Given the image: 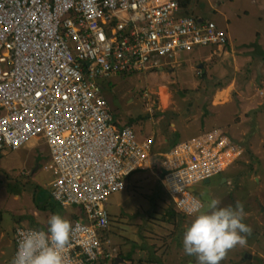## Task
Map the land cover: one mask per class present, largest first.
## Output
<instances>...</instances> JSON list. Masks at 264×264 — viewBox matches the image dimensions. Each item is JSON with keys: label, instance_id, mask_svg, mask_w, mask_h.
I'll list each match as a JSON object with an SVG mask.
<instances>
[{"label": "built area", "instance_id": "1", "mask_svg": "<svg viewBox=\"0 0 264 264\" xmlns=\"http://www.w3.org/2000/svg\"><path fill=\"white\" fill-rule=\"evenodd\" d=\"M180 2L0 0V153L33 139L47 143L51 165L44 169L53 179V200L62 208L82 207L87 217V224L76 217L71 223L66 264L115 259L100 237L112 225L106 203L133 173L158 177L174 209L188 216L199 200L195 185L242 155L222 129L155 153L154 140L141 141L120 126L104 98L105 80L153 72L198 48L228 44L226 31L182 15ZM29 229H15L14 255Z\"/></svg>", "mask_w": 264, "mask_h": 264}, {"label": "rangeland", "instance_id": "2", "mask_svg": "<svg viewBox=\"0 0 264 264\" xmlns=\"http://www.w3.org/2000/svg\"><path fill=\"white\" fill-rule=\"evenodd\" d=\"M192 8L194 15L204 17L206 21H212L226 31L231 39V45L234 47V51L227 58L218 59L220 63H217V59L215 60V67L212 70L213 74H210V79H208L207 73L205 75L207 78L198 91H190L189 86H187L188 89L183 87L178 90L176 84H170L174 78L178 83L183 79H187L190 83L192 80L200 81L194 77L202 63L200 61L196 65L192 64L193 68L186 69L185 73L178 76L179 78L173 77L174 75L169 71L166 72L168 76H163L166 74L165 72L156 74V71L140 75L138 78L136 76L110 78L104 81L106 83L103 86L105 89L104 98L109 103L120 126L125 127V124H130L139 140L142 139L143 130L146 131L145 134L148 133L146 139L154 138V152L163 153L173 148L175 142L168 140L167 143H164L162 139L156 138L157 143H155V137L150 133L153 129L162 131L164 126H168L170 122L181 119L183 113L191 112L192 109L188 107L192 104L196 105L200 101L196 100L200 99L205 88L206 97L204 96V98L206 100L212 99L214 96L217 98L221 96L225 102L229 92L224 93L225 97L221 90L222 86L225 88V85L233 83L235 78H239V80L242 78L241 85L244 89L239 88L241 85L239 87L231 85L230 99L232 98L233 101L226 108H221L219 112L220 120L223 123L234 118L232 125L225 127L227 130L225 132L228 135L233 134L232 137L230 135L229 137L236 145L237 150L240 148L242 151L241 157L232 164V167L239 166L236 168L238 170L233 169L234 173L231 174L230 179L232 182L228 181L229 190L225 185H222V188L218 187L215 179L217 176L211 179L210 184H197L194 187V195L205 205L211 199H217L220 202L219 207L229 205L235 207L237 202L242 204L245 213L243 223L251 229L250 233L243 234L245 243L257 244L263 250L264 235L261 234H264V48H262L264 47V0H193ZM212 50L215 48L198 49L199 58L208 56ZM216 68L219 69L215 70ZM149 74L152 75L148 76ZM183 85L185 84L181 82L180 86ZM148 91L150 98L145 99L143 95ZM171 95L172 97L179 96V103L181 102L183 107L180 106L179 110L173 106L168 107L166 111L159 109L151 117L146 104L149 102L155 108L163 103L164 107H167ZM169 96L170 99L167 103ZM193 97L195 102H193ZM203 109L205 110V119L209 118V113L215 111L209 107ZM229 111H233L234 114H230ZM150 118L160 122L150 125ZM256 125L260 128L258 129ZM145 126L148 128L146 129ZM170 127L169 125L165 129L168 130ZM195 130L196 128L193 126L179 135L185 134L187 137H193L196 134ZM237 131H245L250 134L253 132L252 143L250 142V145L247 143L244 146L239 137L235 138ZM46 144L43 139H33L19 151L6 150V156L3 159L7 161L0 162V235H3L0 240V257H2L0 264H11L15 249L13 234L18 226L41 229L38 224L39 220L41 224L46 225L47 218L57 212L61 216L68 215L72 220L76 217L83 224H87V217L82 207L73 206L67 212L52 200L48 191V183L52 180L51 174L44 170V166L50 165L49 149ZM253 144L255 145L254 149ZM36 167H39V170L34 173ZM22 173H26L28 177ZM129 186L127 179L126 189L112 194L106 203L111 214L112 225L109 231L101 234L103 244L106 245L107 241L111 242V247L116 248L119 254L123 253L126 259L132 255L125 264H164L166 259L173 263L179 258L182 260V264H186L184 253L179 250L182 244L181 235L184 231L175 230V236L172 237L174 234L171 235V228H169V226L172 227L169 223L172 213H178V211L174 209V206H171V202H166L164 199L159 201L154 198L151 204V201L145 197L151 198L152 196L146 194L145 190L143 193L130 196ZM158 189L161 188L150 189V192L153 191L152 195L157 196ZM161 190L163 192V189ZM140 191L142 192V187H140ZM155 203L159 205L160 213L165 205L169 209H164L166 215L162 219H152L151 208L155 209ZM42 205H46L48 209L53 208L54 212L41 211L39 207ZM183 217H186L183 219L190 223L191 217ZM130 230H135L138 235L134 239L136 243L140 244L137 247L126 246L124 238L132 235ZM150 230L157 232L155 231L152 238L154 244L149 247L150 249H147L140 236L148 235ZM148 237L150 236L148 235ZM253 246L251 245V248ZM164 248H166L164 252L160 251ZM237 249L236 245L228 250L220 264H231L232 262L237 264L238 256L241 254L239 251L236 253ZM245 249L246 246L243 245L244 254ZM177 262L180 264L179 260ZM254 262H256L255 264H264L258 259Z\"/></svg>", "mask_w": 264, "mask_h": 264}, {"label": "crops", "instance_id": "3", "mask_svg": "<svg viewBox=\"0 0 264 264\" xmlns=\"http://www.w3.org/2000/svg\"><path fill=\"white\" fill-rule=\"evenodd\" d=\"M261 7H263V5H261ZM210 48H215V50H212L211 52H209V55L205 56V57H200L199 58L200 55L198 53V49H200V48H198V49L194 50L192 53L182 54L179 57H177L175 60L169 61L168 63L164 62L162 68H159L158 70H156L157 71L156 74L164 73V72L166 73L167 71H169V72H172L171 74L174 75L173 77H178L179 75H182L183 73H185L186 69L187 70L189 68L192 69L193 68L192 64L196 65V63H199L201 61L202 63L198 67L197 72L195 73V76H194V77H197V79L200 80V81H193L192 80V83H190L187 79H183V80H181V82L183 84H185V85L180 86L181 82L178 83L176 80H174L175 79L174 78L173 81L170 83V84H176L178 86V90L183 89V87L188 89L187 86H189V90L190 91H198L199 87L202 86V84L205 82V80L207 78L205 75L208 73V79H210V74H213L212 70L215 67V63H216L215 60L217 59V63H220V62H218V59L223 60V59L227 58V56H229V54L231 52L234 51V47L231 45V39L229 38V36H228V44L226 46H223V47H210ZM262 48H264V47H262ZM217 69H219V68H216L215 70H217ZM235 70H237V69H235ZM156 71H153V72H156ZM148 73H150V72H148ZM140 75H144V74H134V75H132V74L124 75L123 74L121 76H116V77L124 78V77H128V76H136L138 78ZM150 75H152V74H149L148 76H150ZM153 76H155V75H153ZM163 76H168V75L166 73ZM241 79L239 80V78H235L233 83L226 84L227 86L225 85V88L223 86H222V89L218 88V89L223 90V92L224 91H228L229 92L228 93V97H227L225 102H224V99H221L222 97L220 98L221 99L220 100V99L217 98V96H214V98H212V99L209 98L208 100H206L204 98V96L206 97V93H205L206 92L205 91L206 88H205L204 89V93H202L200 95V99L196 100V101H199V100L200 101L196 105L192 104L191 106L188 107V108H191L192 111L189 112V113H183V115H181V116H183V117H181V119L175 120L172 123L170 122V124H169L171 126L170 129H168V130L165 129V128L169 127V125H168V126H164V130H162V131L153 129V131L150 132L152 134V136L155 137V141H156V138H159V139H162L164 143H167L168 140H170V141L173 140L175 142L174 144H178L180 142H184V141L190 140V139H192L194 137H197L201 133L206 132V131H212V130H215V129H222L224 132L225 131L227 132L225 127H230L232 125V123L234 122V118H231L229 120V122H227V123H223L220 120L221 115H219V112L221 111V108H226L229 104L232 103L233 100H232V98L230 99V95H231V92H232V90H230V88H231L230 86L231 85H233V86L235 85V87L236 86L239 87L242 84V81H243V79L242 80ZM207 84H209V83H207ZM239 88L244 89L242 85ZM221 90H219V91H221ZM233 92H234V90H233ZM177 95H175V97H172V95H171V100H170V103H169V105L167 107H164L163 103L161 104V106L158 105L155 108L150 107L149 111H150L151 117H153L159 109H161V111H166V109L168 107H172L173 106L175 109L179 110L180 106L183 107L182 103L181 102L179 103L180 99L178 98L179 96H177ZM192 96H194V95L192 94ZM225 97H226V95H225ZM169 99H170V96L168 97L167 103L169 102ZM172 99H174V100H172ZM193 102H195V98H194ZM205 102H206V104H205ZM205 107H209V108L215 109L214 112L209 113V118L208 119L204 118V111L205 110L203 108H205ZM229 112H230V114L231 113L234 114L233 111H229ZM243 115H245V114L243 113ZM199 116H201V118H199ZM150 120H151V124L150 125H152L153 123H156V122L157 123L160 122L157 119L150 118ZM125 125L126 126L129 125L128 127H132L130 124H125ZM153 125H155V124H153ZM193 126H195V128H196L195 136L187 137L185 134L179 135L180 133H184L185 131H187L189 128H191ZM145 128L147 129L148 126H145ZM257 128L259 129L260 126L259 127L257 126ZM145 132L146 131L143 130V132L141 133L142 139H140V140L146 139L145 137H147L148 133L145 134ZM236 133H237V135H236L235 138L237 139L239 137L240 142H242V144L244 146L247 143H249V145H250V142L252 143L251 136H252L253 132H252V134H250L248 132H245V131H240V132L237 131ZM176 135H177V137H176ZM231 135H233V134L231 133ZM148 139H154V138L150 137ZM155 143H157V141ZM46 146H47V144H46ZM254 147H255V145L253 144V149H254ZM152 151L154 152L153 148H152ZM236 151H239V150H237V147H236ZM5 154H6V152L5 153H0V162H2V163L7 161V160L3 159L6 156ZM48 160H49V162H51L50 159H48ZM47 165H49V164H47ZM9 167H10V165H9ZM237 167H239V166H236V167H232L231 166L229 169L224 170L222 173H220L218 175V177L216 176L217 178H215V179H216V182H217V185H218L219 188H222V185H225L227 187V190H229V187H228L229 186V184H228L229 182L228 181L231 179V174L234 173L233 169H236ZM38 170H39V167H36L35 170H34L35 171L34 173H37ZM236 170H238V169H236ZM138 172H140L141 174H139ZM137 174H139V175H138L137 178H135ZM22 175L28 177V175H26V173H22ZM127 179H128V186L130 184V186H129L130 196H134V195L143 193L144 190L146 191V194L151 195L153 191L150 192V189L154 190V189H156V187L163 189V186L161 185V183L158 180L159 178L154 176L153 174H151L150 171H137V172H135V173H133L131 175V178H127ZM127 179L125 181V186H127ZM211 179H210L209 183H205V182H202V183L203 184H210L211 183ZM50 187H51V185L49 184L48 185V191L51 194V188ZM140 187H142V192L140 191ZM163 192H164V198L163 199L166 202H169V203L171 202L170 204H173L172 199H170V201H168L167 197L170 198V196L167 194V192L164 189H163ZM51 198H52V196H51ZM63 209L68 212V210H70L71 208H63ZM152 209L153 208H151V210ZM48 212H50V211H48ZM57 214H58V212H57ZM164 215H166V213L164 214V210L162 209L161 213L159 211H156V213H154L152 219L159 220V219H162L164 217ZM174 216L175 217H173V215H172V218L169 220V223L172 226V227L169 226V228H171L170 229L171 235L174 234L172 237L175 236V230H179V231L183 230V231H185L186 225L189 224L188 222L185 221V219H183V218H186V217H183V214H181L180 212L175 213ZM63 217L65 219H67L70 223L73 221L72 219H69L68 215H65ZM39 222L40 223H38V224L41 226V229L46 227V225L41 224L40 220H39ZM29 228H33V227H29ZM33 229H38V228H33ZM107 231H109V229H107ZM130 232L132 233V235L125 236V238H124L125 239V243L127 245L132 244L133 247H137L140 244L136 243V241L134 239L138 235H136V231L135 230H130ZM261 235H264V234H261ZM142 236H144V237H142ZM142 236H140L141 241L144 242V245L147 247V249H150L149 247L154 244L153 243L154 240L151 239L150 237H148L147 234L146 235H142ZM2 237H3V235L1 234L0 235V240L2 239ZM181 239H182V235H181ZM127 241H129V242L127 243ZM107 242H109V241H107ZM170 244H172V241H170ZM141 245H142V243H141ZM243 245L246 246L245 254H244V250H243ZM243 245H239V244L237 245L238 249H237L236 253L238 251H239V253H241L240 256H238V263L237 264H255L256 262H254V261L256 259H258L259 261L261 260L264 263V249L261 250L258 247L257 244L244 243ZM251 245H254L253 248H251ZM108 246L111 247V242H110V245H108ZM180 247L181 248H179V250L184 253V251L182 249V244L180 245ZM112 248L114 250V253L115 254L118 253V254L116 255V258L112 262H110L108 264H125L131 259L132 255H130V257L126 259V258H124L123 253L120 252V254H119V252L117 251L116 248H114V247H112ZM165 250H166V248H164V249H162L160 251L164 252ZM122 251H124V250H122ZM183 257H184V260L186 261V264H197L196 258L194 256H188V255H186L184 253ZM0 258L2 259V257H0ZM167 260L168 259L165 260L166 262H164V264H178V262H177L178 260H179L180 264H182V260L180 258L178 260H175V262H173V263H170V261H167ZM233 263L235 264V262H232L231 264H233Z\"/></svg>", "mask_w": 264, "mask_h": 264}, {"label": "clouds", "instance_id": "4", "mask_svg": "<svg viewBox=\"0 0 264 264\" xmlns=\"http://www.w3.org/2000/svg\"><path fill=\"white\" fill-rule=\"evenodd\" d=\"M217 199L206 205L196 200L186 210L191 217L182 235V249L197 264H220L228 250L243 245L251 229L243 223V205L219 207ZM73 228L60 214H51L43 229L22 231L11 264H66L63 256ZM87 251V249H85Z\"/></svg>", "mask_w": 264, "mask_h": 264}, {"label": "trees", "instance_id": "5", "mask_svg": "<svg viewBox=\"0 0 264 264\" xmlns=\"http://www.w3.org/2000/svg\"><path fill=\"white\" fill-rule=\"evenodd\" d=\"M192 1L193 0H181V2H180V9H181V13H182V15H184V16H194V17H196V18H198V19H204L205 20V18L204 17H200V16H198V15H194V10H193V8H192ZM106 85V83H104L103 82V86H105ZM104 92H105V89H104ZM229 136V135H228ZM53 180V179H52ZM52 180L50 181V183H48V184H51V182H52ZM51 188V187H50ZM158 195L157 196H154V195H150V196H152L151 198H149V197H145L146 199H148V200H150L151 202V204H152V202H153V199L154 198H157L159 201L161 200H163V198H164V194H163V192H162V190L161 189H158ZM50 196H52L51 194H50ZM53 199V198H52ZM54 201V200H53ZM55 202V201H54ZM56 203V202H55ZM57 204V203H56ZM156 204V203H155ZM170 206V205H169ZM171 206H173L172 204H171ZM40 209H41V211H50V212H54V209L52 208V209H48V207H46V205H42V206H40L39 207ZM153 208V207H152ZM155 209H152V216L154 215V213H156V211H159V209H160V207H159V205L158 204H156V206L154 207ZM163 210L164 209H168L167 207H166V205H165V207L164 208H162ZM169 210V209H168ZM174 214L175 213H172V215H173V217H175L174 216ZM75 218V217H74ZM18 227H20V226H18ZM30 227V226H29ZM17 228V227H16ZM15 232V231H14ZM104 232H107V229L105 230V231H101L100 232V237H101V234L102 233H104ZM13 236H14V234H13ZM14 242V241H13ZM111 248V247H110ZM113 249V248H112Z\"/></svg>", "mask_w": 264, "mask_h": 264}, {"label": "flooded vegetation", "instance_id": "6", "mask_svg": "<svg viewBox=\"0 0 264 264\" xmlns=\"http://www.w3.org/2000/svg\"><path fill=\"white\" fill-rule=\"evenodd\" d=\"M221 100V99H220ZM193 191H195L194 189H193ZM168 199V201H170V198L168 197L167 198ZM153 217V216H152ZM156 231V230H155ZM155 231H153V230H150L149 232H148V235L151 237V239L153 238V235H155V233L157 232H155ZM132 244H129V245H127V247H129L130 248V246H131ZM132 247H133V245H132ZM114 258H116V256H114Z\"/></svg>", "mask_w": 264, "mask_h": 264}, {"label": "bare ground", "instance_id": "7", "mask_svg": "<svg viewBox=\"0 0 264 264\" xmlns=\"http://www.w3.org/2000/svg\"><path fill=\"white\" fill-rule=\"evenodd\" d=\"M223 93H228V91H224ZM218 98L220 99L221 96H219ZM50 165H51V162H50ZM222 172H223V171H222ZM222 172H221V173H222ZM125 181H126V180H125ZM208 181L210 182V179H209ZM209 182H208V183H209ZM124 183H125V182H124ZM199 183H202V182H199ZM199 183H197V184H199ZM197 184H196V185H197ZM172 202H173V200H172ZM31 229H33V228H31ZM105 249H106V250H110V251L115 255L114 250L112 249V247L110 248L109 246H107Z\"/></svg>", "mask_w": 264, "mask_h": 264}, {"label": "water", "instance_id": "8", "mask_svg": "<svg viewBox=\"0 0 264 264\" xmlns=\"http://www.w3.org/2000/svg\"><path fill=\"white\" fill-rule=\"evenodd\" d=\"M205 183H208L209 181L208 180H206V181H204Z\"/></svg>", "mask_w": 264, "mask_h": 264}]
</instances>
